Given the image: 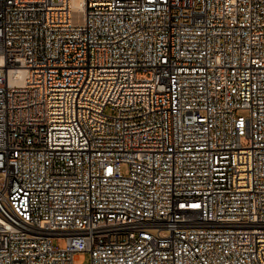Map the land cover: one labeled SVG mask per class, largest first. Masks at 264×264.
<instances>
[{
  "label": "built area",
  "instance_id": "2783aa9c",
  "mask_svg": "<svg viewBox=\"0 0 264 264\" xmlns=\"http://www.w3.org/2000/svg\"><path fill=\"white\" fill-rule=\"evenodd\" d=\"M80 253L264 264V0H0V264Z\"/></svg>",
  "mask_w": 264,
  "mask_h": 264
},
{
  "label": "rangeland",
  "instance_id": "374dc122",
  "mask_svg": "<svg viewBox=\"0 0 264 264\" xmlns=\"http://www.w3.org/2000/svg\"><path fill=\"white\" fill-rule=\"evenodd\" d=\"M105 113L107 115H112L114 112L110 107H108L105 109ZM241 114L246 115V113H241ZM122 172L124 174H127L128 169L126 165L122 166ZM54 244L60 248H65L66 240H62L61 242H57L56 240H54ZM89 263H90V255L88 253H80L78 254L77 260L75 261L74 264H89Z\"/></svg>",
  "mask_w": 264,
  "mask_h": 264
},
{
  "label": "bare ground",
  "instance_id": "6f19581e",
  "mask_svg": "<svg viewBox=\"0 0 264 264\" xmlns=\"http://www.w3.org/2000/svg\"><path fill=\"white\" fill-rule=\"evenodd\" d=\"M74 5L75 6H78V2L74 1ZM12 83H13V81H12Z\"/></svg>",
  "mask_w": 264,
  "mask_h": 264
}]
</instances>
